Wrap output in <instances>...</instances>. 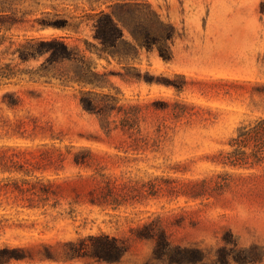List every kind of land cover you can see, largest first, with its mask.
<instances>
[{"label":"rangeland","instance_id":"1","mask_svg":"<svg viewBox=\"0 0 264 264\" xmlns=\"http://www.w3.org/2000/svg\"><path fill=\"white\" fill-rule=\"evenodd\" d=\"M113 1L138 2L171 25L173 58L164 60L157 46L140 48L131 60L100 55L87 0L16 1L27 19L10 32L17 43L25 36H66L109 83H78L71 62L40 76L46 56L18 63L17 55L0 54V64L15 57L18 69L39 78L21 73L0 82V249L22 247L34 257L8 264H145L154 247L137 237L145 223L212 257L237 243L249 261L231 264H264V158L243 165L215 159L232 149L240 126L264 118V0ZM56 14L83 21L77 31L40 28L38 19ZM126 16L130 28L143 29ZM141 20L160 28L150 15ZM123 29L132 39L129 27ZM87 91L98 99L113 95L117 106H140L138 128L149 144L131 145L120 129L108 136L103 116L80 102ZM122 116L115 110L110 127L121 128ZM76 154L86 163L77 164ZM101 233L125 239L130 250L114 262L42 259L46 246L62 254L66 242Z\"/></svg>","mask_w":264,"mask_h":264},{"label":"trees","instance_id":"2","mask_svg":"<svg viewBox=\"0 0 264 264\" xmlns=\"http://www.w3.org/2000/svg\"><path fill=\"white\" fill-rule=\"evenodd\" d=\"M16 1L21 0H0V54L3 58L7 55H17L18 63H27L31 60H37L46 56V60L38 69L40 76H47L51 70H54L58 64L71 62L78 69L77 75L73 77L75 81L84 85L93 87H103L109 83L107 73H98L92 70L90 62L85 55L80 54L76 45H71L66 41V36H25L23 41L16 42L13 35L10 34L14 28L24 25L27 21L26 12L19 15L15 8ZM91 7V13L86 16L93 19L94 38L102 45L96 48L100 55L110 54L118 57L119 60L135 59L139 55V50L145 47L148 50L157 46L159 55L164 60H171L173 52L167 43L171 38L172 26L159 19V15L151 8L147 12L139 9L138 2L135 4L114 2L113 0H87ZM111 7L112 11L106 10L103 6ZM138 19V26L130 28L126 23L127 16ZM152 16L160 25L158 30L145 27L141 17ZM140 19V20H139ZM144 19V18H143ZM40 28L48 26L58 28H71L77 31L83 20L79 22H70L68 18L56 14L53 19H38ZM127 25L131 31L132 39L125 37L123 26ZM2 59V57H0ZM15 57L10 58L0 64V82L8 83L17 78L21 73H31V81L37 82L39 78L34 76V71L18 69V63L13 64ZM8 81V82H7ZM93 91L84 92L80 102L84 109L95 112L103 116L105 127L103 130L110 136L114 130L120 129L127 133L131 138V145L136 147L148 145L150 137L144 135L139 127V120L135 110L140 106H131L128 108L122 105L117 106V98L110 94H105L102 99L91 96ZM122 112L120 127L111 128V122L108 118L114 111ZM160 131V129H159ZM152 145H158L159 139L153 137ZM232 149L220 152L216 156V161L224 164H248L257 162L264 158V118H260L254 124L242 125L238 128L236 136L229 141ZM91 150H86V155L90 156ZM76 154L75 162L77 164L86 163V156L78 157ZM253 159V161H251ZM44 194L47 193L43 189ZM139 239H150L154 242L152 255L145 264H231V259L241 263L248 262L249 258L245 254L247 249L238 247L237 243L233 246H221L216 250V256L212 257L208 251L198 245H182L173 243L165 229L161 226H155L153 223H145L137 229ZM62 254L54 251L51 247H45V256L42 259L59 261V255H62L63 261H73L76 259L92 258L96 261H119L130 250L131 245L125 239L101 233L88 235L77 241H68L64 244ZM12 259H31L34 257L27 254L22 247L5 246L0 249V264H8Z\"/></svg>","mask_w":264,"mask_h":264}]
</instances>
